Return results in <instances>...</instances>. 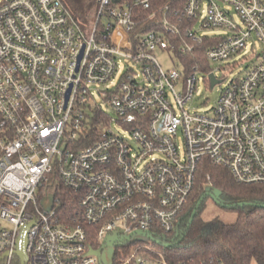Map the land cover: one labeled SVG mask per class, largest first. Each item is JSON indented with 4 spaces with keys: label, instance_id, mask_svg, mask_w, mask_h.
Returning a JSON list of instances; mask_svg holds the SVG:
<instances>
[{
    "label": "built area",
    "instance_id": "obj_1",
    "mask_svg": "<svg viewBox=\"0 0 264 264\" xmlns=\"http://www.w3.org/2000/svg\"><path fill=\"white\" fill-rule=\"evenodd\" d=\"M179 3L150 29L137 11L152 0H97L90 25L63 0H0V264H22V251L25 264H103L111 244L132 247L126 264H168L156 245L177 230L206 162L264 185V0ZM200 19L227 34L198 33ZM207 43L187 72L183 57ZM159 51L181 72L165 71ZM244 51L252 66L229 84L211 72L218 102L192 112L196 69ZM96 93L115 117L89 114ZM54 187L80 198L79 216L59 217Z\"/></svg>",
    "mask_w": 264,
    "mask_h": 264
},
{
    "label": "trees",
    "instance_id": "obj_2",
    "mask_svg": "<svg viewBox=\"0 0 264 264\" xmlns=\"http://www.w3.org/2000/svg\"><path fill=\"white\" fill-rule=\"evenodd\" d=\"M63 1L81 23L89 24L94 18L97 0ZM132 1L116 0V3ZM169 1L171 0H152L151 9H138L137 15L142 21L141 24L150 29L156 25L157 20H162L161 10ZM184 2L185 0H180L176 9H181ZM155 12L156 18L149 19ZM178 46L179 44L176 47L177 52ZM209 46V43L198 46L194 53L183 57L187 72L201 64L205 49ZM208 186L219 190L226 207L237 214L235 222L227 223L218 218L206 220L202 217ZM53 190L61 201L59 217L71 220L76 218L77 214L79 216L77 203L80 198L64 187H54ZM203 197L204 201L190 224L191 216ZM161 240L157 249L165 252L168 264H264V185L238 183L228 171L206 162L199 174L193 199L182 215L177 230L162 236ZM91 241L93 243V237ZM120 248L122 253H117L114 264H126L131 253L132 247L129 244Z\"/></svg>",
    "mask_w": 264,
    "mask_h": 264
},
{
    "label": "rangeland",
    "instance_id": "obj_3",
    "mask_svg": "<svg viewBox=\"0 0 264 264\" xmlns=\"http://www.w3.org/2000/svg\"><path fill=\"white\" fill-rule=\"evenodd\" d=\"M223 7L231 13L234 21L239 23V16L235 12L234 8L229 5H223ZM91 22L92 21H90V23ZM200 22L201 19L193 26V29L198 33H204L207 35L227 34V31L225 29H203L201 28ZM90 23L88 25H90ZM156 57L165 71L171 70L173 67H176L178 71L181 72V67L178 62V59L172 53L168 51H159L156 53ZM254 59L255 57L251 52L244 51L229 61L210 63L209 65L204 66V68H200L199 70L195 71V75L198 80L196 85V91L194 94V98L187 104V107L192 112L210 114L213 108L216 106L221 91L224 88L223 85H218L214 89L212 88L211 81L209 78L210 73L214 71L216 74L222 77V79L224 80V84H229L230 81H232L233 79L243 76V74L246 72V69L252 66ZM97 88L99 89L100 86ZM101 88H105V86ZM176 89L179 92L184 91L182 85H177ZM97 106L98 108H101L105 112L111 114V116L115 117V113L113 112L111 107L105 101H103V99L98 93L94 95V102L92 101V108L91 110H89L90 115H93L92 113L95 112ZM114 128L118 129V127L115 125ZM206 190L207 193L210 195L207 196L204 201L202 217L206 220L218 218L227 223L235 222L237 219V214L226 207V202L222 200L221 193L219 192V190L213 188V186H208ZM211 195L215 199L211 197ZM0 223L3 225V227H6V223L4 221H1ZM123 239L124 238L122 237L121 240ZM140 240H142L143 243H152V241L143 237ZM157 246L159 245H156V249ZM159 251H161L165 255V252L162 249ZM117 253H122V248L116 246L105 247L102 251L103 264H114ZM152 264L161 263L155 261ZM252 264L257 263L253 262Z\"/></svg>",
    "mask_w": 264,
    "mask_h": 264
},
{
    "label": "water",
    "instance_id": "obj_4",
    "mask_svg": "<svg viewBox=\"0 0 264 264\" xmlns=\"http://www.w3.org/2000/svg\"><path fill=\"white\" fill-rule=\"evenodd\" d=\"M210 78H211L212 87H213V86H215V84H216L218 81L215 79L214 75H211ZM209 195H210V194H208V196H209ZM211 197H213V196L211 195ZM213 198H214V197H213ZM54 199H55L54 195H50V196H49L50 204L45 206V210H46L47 212L51 211V209H52V207H53ZM214 199H215V198H214ZM203 201H204V197L201 198L200 201L198 202V204H197V206H196V209L194 210V212H193V214H192V216H191L190 224L193 222V220H194V218H195V216H196V214H197V210H198V208L200 207V205L202 204ZM216 201H217V200H216ZM108 246H116V247H118L119 245H117V244H115V245L111 244V245H107L106 247H108ZM167 246H169V245L167 244ZM104 248H105V247H104ZM104 248H102L100 251H98V255H99V256L102 255V251H103ZM92 252H96V251H92ZM17 255H18V257L21 259L22 264H25V263H24V257H25L24 252H23V251H22V252H18Z\"/></svg>",
    "mask_w": 264,
    "mask_h": 264
}]
</instances>
